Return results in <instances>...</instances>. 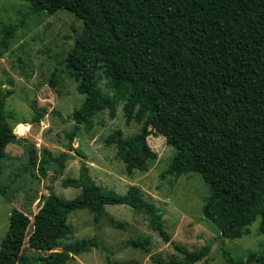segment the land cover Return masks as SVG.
Here are the masks:
<instances>
[{
    "label": "trees",
    "instance_id": "obj_1",
    "mask_svg": "<svg viewBox=\"0 0 264 264\" xmlns=\"http://www.w3.org/2000/svg\"><path fill=\"white\" fill-rule=\"evenodd\" d=\"M24 1L30 10L20 23L0 20V43L5 48L32 13L53 15L65 9L84 24L65 60L64 71L78 81L77 90L85 95L70 116L74 121L68 133L71 142L81 126L87 131L94 128L98 113L108 110L115 118L117 105L123 102L126 120L142 124V130L125 137L117 129L105 143L117 146V156L129 175L151 168L158 155L148 138L162 134L175 149L163 176H202L209 189L202 213L217 227L223 244L226 238L248 234L258 217L259 231L264 234V0ZM103 78L111 94L103 92ZM51 83L56 85V73ZM13 93L0 90V176L6 148L17 139L9 123L14 116L6 111ZM33 109L35 122L48 114L36 106ZM56 113L64 122L70 121ZM28 126L20 123L16 129L25 134ZM71 150L87 158L78 147ZM45 155L42 169L53 163L59 173L74 157L68 151L51 157L46 150ZM31 159L34 165L33 153ZM63 185L81 189L80 195L67 200L50 190L33 218L22 210L12 211L0 264H67L73 255L100 247L97 235L62 244L72 233L68 221L77 209L91 211L99 222L106 205H128L165 241L170 240L163 210L149 202L139 186L131 185L125 194L105 191L85 160L79 176L64 180ZM151 241L146 236L132 245L149 251ZM25 243L35 255L24 252ZM211 245L210 241L189 250L176 244L181 258L156 262L196 264L207 258ZM221 247L229 264L247 263ZM104 252L106 264H118L111 253ZM254 259L264 264V255L250 252L248 260Z\"/></svg>",
    "mask_w": 264,
    "mask_h": 264
},
{
    "label": "rangeland",
    "instance_id": "obj_2",
    "mask_svg": "<svg viewBox=\"0 0 264 264\" xmlns=\"http://www.w3.org/2000/svg\"><path fill=\"white\" fill-rule=\"evenodd\" d=\"M29 10V4L24 0H0V20L8 23H20ZM83 25L81 19L65 9L53 15L32 13L26 25L10 39L8 48L0 43V90H14L6 101V111L14 116L9 123L17 136L16 141L7 146L2 161L0 249L14 209L22 210L33 218L50 190L67 200L80 195L81 189L64 187L63 181L77 178L85 160L90 165L91 175L105 191L125 194L131 185L139 186L144 197L163 210L170 240L165 241L149 227L143 215L128 205H106L99 222H95L91 211L77 209L68 221L72 233L62 239V244L89 240L97 235L101 246L73 255L67 264H106L104 251L111 253L118 264H157L158 259L182 257L176 244L196 250L210 241L212 247L207 258L196 264H229L221 246L235 258L246 259V264H263L255 259L248 260L250 252L264 255V234L259 231L261 217L249 226L248 234L238 239L226 238L223 244L218 239L220 232L217 227L202 213L203 199L209 193L202 176L198 173L184 174L179 178L163 176L175 149L162 134H153L148 138L150 147L158 155L151 168L147 172L135 171L131 175L126 172L125 163L117 156V146L105 143L107 136L117 129H121L125 137L142 130V124L126 120L123 102L117 105L115 118L108 110L98 113L94 117V128L87 131L81 126L74 142H71L68 133L73 129L74 121L70 116L83 104L85 95L78 92V81L64 71L65 60ZM54 73L57 74L56 85L51 83ZM100 73L103 75L102 71ZM101 87L104 93H112L104 78ZM34 106L41 112H48L41 122L34 121ZM56 112L70 121L64 122ZM20 123L29 124L25 134L16 129ZM77 147L87 156L86 159L71 150ZM46 150L51 157H57L63 151L70 152L74 157L66 161L62 173L56 170L53 163L46 164L42 169ZM31 153L36 159L34 165L31 164ZM146 236L152 239L149 251L133 247L132 241ZM24 252L29 256L35 255L27 243Z\"/></svg>",
    "mask_w": 264,
    "mask_h": 264
}]
</instances>
